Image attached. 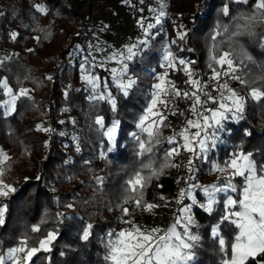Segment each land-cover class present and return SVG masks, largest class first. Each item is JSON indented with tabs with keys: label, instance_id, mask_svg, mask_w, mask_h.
<instances>
[{
	"label": "trees",
	"instance_id": "16d2710c",
	"mask_svg": "<svg viewBox=\"0 0 264 264\" xmlns=\"http://www.w3.org/2000/svg\"><path fill=\"white\" fill-rule=\"evenodd\" d=\"M40 1H43L47 6V10L43 14L37 12L34 6L32 7L33 3ZM208 2H213L214 6L218 7L213 8L211 6L209 10L207 9L202 13L197 10L196 15L200 16H197L196 22L191 25L194 26L192 28L194 31L199 29L200 34L206 31L207 26L209 27L208 31H210L204 39L205 45L201 47L202 55L199 54L196 58L194 68L200 69L204 75H207L213 61L211 54L217 56L223 51L231 52L234 63L241 67V72L239 69L240 77L248 81L247 84L238 82L240 84L239 92L245 101L243 118L235 122L230 121L226 125L225 129L228 131L226 139L218 145L214 153L218 161H225L236 152L252 153L251 159L256 164V173L260 175L263 173L261 166H264V98L255 101L249 93L252 88L264 91V69L261 67L264 65V47H261L259 41L261 34H259V30L262 28L261 26L256 28L255 24L251 29L255 33L254 36L243 35L232 40L229 39L232 32L236 30L232 17H237L241 13L251 14L256 1L248 0L246 5L229 4L230 14L227 16L221 10L228 3V0H209ZM26 3L27 0H12L6 4L4 15L0 14V27L2 30H6L4 39L7 37L8 26L12 24L17 26L18 37L14 40V44L24 45L31 38L23 35L24 30H37L42 37L49 32L48 24L43 25L41 30L34 27V23L29 21V16L32 13L34 18L40 19L41 22H45L46 19L55 15L68 13V15L74 16V10L66 4H60L59 0H31L29 6ZM181 21L183 22V19ZM217 24L221 25V32H223V26H228V32L217 36L213 41L210 35L217 31ZM172 30L174 29L170 25L169 32L171 31L173 35ZM86 36L82 30L75 35L72 34L69 37L67 47L57 55L59 60H65V56L69 54L70 48L75 42H83ZM214 47L215 51H213ZM174 52L178 56L183 55L179 50L175 49ZM25 53L29 54L30 52ZM189 55L190 52H184V56L188 57ZM248 56L252 57L254 63L247 59ZM7 61L0 64V81L4 78L10 86L14 87L15 85H12L14 84L13 74L6 68ZM135 68L134 64L129 65V71H135ZM62 70L63 67L55 70L53 80L45 81L41 86L42 91L40 93H43L41 101L48 102L46 114L50 117L56 108L53 101L54 97L57 96L58 99L62 97L55 79H61L60 81H63L64 84L68 82V78ZM104 77L110 94L116 103L115 112L111 113L109 109L111 105L107 100L95 104L93 110L98 109L99 112L95 117L102 116L106 125H109L112 119L119 122L117 143L114 150L107 152L108 143L103 135L98 134V138L95 136L92 138V145L96 148L95 143L102 141V147L110 162L105 171L109 173L103 177V184L100 185L93 176L97 175L95 169L90 167L88 163L83 161L81 165H74V161L68 162L63 170L59 171L65 173L64 181L75 180L77 184L64 196L56 193L54 187L51 186L50 180L54 176L52 173L56 170L57 164L61 163L60 159L56 160L51 154L56 156L60 153L61 156L67 157V153L54 148L52 142L48 144L47 149L43 148L42 152L40 144L45 143L47 135L37 132L33 127L34 117L31 116L28 106L23 107L26 102L25 98L17 95L14 104L15 110L11 111L10 115L4 114L1 107L4 91L2 84H0V145L10 152L11 162H16V157L20 155L27 158L25 162L28 160L31 163L30 169L21 168L20 163H17L18 167L14 164L15 167L10 169L9 173L11 179H13L12 176H15L12 186L17 191L10 193L8 197L0 198V205L6 207L5 223L0 226V249H3V252L21 240L27 241L29 248L38 247L39 241L45 238L49 231H52L56 233V237L50 245V251H39L29 264H110L111 260L105 259L109 254L105 238L108 235V229L112 227V222L105 214L108 210L107 205L121 207L123 198L127 199L128 206L132 208L137 206L135 202L137 199L141 201L139 207L150 202H162L164 194L172 189L175 180L173 165L168 162L166 151L169 149V145L162 138L161 132L159 134L160 143L154 145L152 152L137 154L138 145L133 134L139 135L146 141L148 139L146 133L134 130L136 120L145 112L146 99L143 100V96L137 91L141 82L129 91V95L125 96L118 87L112 84L108 74L105 73ZM72 94V97H75V93ZM82 101L87 102L83 99ZM91 110L92 108H90V112ZM246 131L250 134L246 135ZM105 144L107 145L105 146ZM45 151L49 160L40 165L38 158ZM72 151L74 150L72 149ZM75 151L76 155L81 156V158L85 156L83 148ZM89 153L88 150L87 155ZM35 159H38L37 164ZM194 159L197 160L196 157ZM196 164L201 165L198 162ZM145 165L149 167H145ZM165 165L168 166L164 167ZM152 171L160 172V175L148 181L142 192L132 193L127 181L133 178L136 172L148 176ZM99 172L97 173L99 174ZM243 178L241 176L234 177L235 183L237 182L239 185L236 187V193L239 191ZM61 181L63 182V180ZM61 196L68 198L63 204H68L70 198L71 203L77 209L75 211V208L60 211L59 204L61 201L59 199ZM234 196L236 195L234 194ZM224 197V195L218 197L211 213L204 211L198 205L193 206L192 211L195 213L196 219L191 230L194 234H198L201 239L193 249L194 259L189 264H223L224 259L230 258L231 243L234 242L235 236L238 234V228L232 223V219L221 221V217L226 215ZM79 210L90 212L91 217L87 218L84 211ZM88 225L92 227L90 228L89 239L85 241L81 239V236ZM34 226L38 228V231H32ZM213 226H217L218 236L225 240L223 252L220 250L217 237L211 235ZM246 264H254V262L249 261Z\"/></svg>",
	"mask_w": 264,
	"mask_h": 264
},
{
	"label": "rangeland",
	"instance_id": "374dc122",
	"mask_svg": "<svg viewBox=\"0 0 264 264\" xmlns=\"http://www.w3.org/2000/svg\"><path fill=\"white\" fill-rule=\"evenodd\" d=\"M11 1L12 0H0V14L4 15V11L6 10V4L10 3ZM59 1L60 4H66V6H68L69 8L71 7L75 12L74 16H70L68 15V13L65 15H55L53 17H50L49 19H46L45 22H41L38 18L35 19L33 13L29 16V21H32L34 23V27L40 30L43 25L48 24L50 30L44 37L40 36L37 30H24L23 35L29 36L31 38L24 45L14 44L15 39L11 38L10 33H18L16 24L8 26V30L6 33L7 37L5 39L4 34L6 30H2L0 27V59L4 57H10V59L7 61L8 65H6V68L7 70L9 69L11 74H13L12 76L14 84L12 85L15 86H10L4 78L2 79V81H0V84H2L4 91V98L1 102V106L3 105L4 107V109L2 108L3 112H5L6 109L11 110L14 107V105L10 103L12 101L13 94H17L19 96L20 89H27L28 94L22 97L26 99V102L23 107L28 106V110L31 112V116H33L35 120V122L33 123V127L37 130V132L47 135V140L45 141V143L40 144L42 152L43 148L47 149L48 144L52 142L54 148H58L61 152L67 153V157L61 156L60 153L56 155L57 157L55 156V154H51L56 158V160H61V163L57 164L56 170L52 173L54 176L50 180L51 186L54 187V191L56 193L62 194L64 196L65 194H67V192L72 189L73 186L77 184L75 180L71 182L64 181L65 173H61L59 171L63 170V167L68 162L74 161V165H81L83 164V161L87 162L90 167H92L96 171L97 175H93L95 176V179L97 177L103 178L109 173L108 171H105L107 170V167L109 166L110 162L106 157V152L104 151V148L102 147L103 143L102 141H100L99 143H95V148L92 145V138L94 136L98 138V134L103 135L107 127H110L112 123L117 122V120L112 119L109 125H106L104 123V128H101L99 125L95 124V119L97 117H95V115L99 111L98 109L94 111L93 107L95 104L101 103L102 100L93 101L89 99V97L94 94V90L93 85L88 82L85 77H91L95 80V95L103 94L105 96H109L111 99H113V97L111 96L110 90L107 87L108 84L104 77L105 73L109 75L112 84L118 88L120 83L126 82L129 76L135 79L136 81L139 79L136 84L141 82V86L137 87V91L143 96V100H145L148 96V93L150 92V79L147 78V76L152 77L154 74V72L150 71V69L148 68V64L155 66L158 64V62L160 63L159 59L152 58L154 56V54L152 53L155 51L160 54L162 53L161 55L166 56L169 51L172 53L175 49L179 50V52L183 54L181 56H178L180 59L192 62L189 64L191 68L189 66L188 67L191 69V75L194 76L195 71L193 69H195L194 65L196 64V58L199 56V54L202 55L203 50L201 49V47L205 45L204 39L210 31H208L209 27L207 26L206 31L200 34V30L195 29L194 31L192 29L194 26L191 25L193 22H196V19L198 18L197 16H200L196 15L197 10L202 13L207 9L209 10V7L211 6H213V8H217L218 6H214L213 2H208L209 0ZM29 4H31V0H27L26 5L29 6ZM33 6L37 12H40V14H43L47 10V6L43 1L33 3L32 7ZM37 6H39V9L37 8ZM161 10H163L166 14H170L174 19H183L182 24L184 28H182L181 30H184L188 33L184 40H178L176 44L172 43L173 40H177V29L174 26H172L174 29L172 30L173 35L171 31L168 32L167 36L165 37L162 35L160 31V29L162 28L161 19L164 18V16L159 18V24L156 23L158 13ZM142 18L143 21L141 23ZM149 24L154 25V28H149ZM182 24L179 22L177 24V28ZM258 26H261L262 28L259 30V34L261 33L259 35V41L261 44V42L264 41V22L256 23V28ZM80 30L86 31H83L88 37L85 43L81 41H76L75 44L70 48L69 54L65 56V60L60 61L57 55L67 47L69 37L72 34H77V32H80ZM145 30H147V35L145 34ZM215 32L216 31H214L212 35H210V38L213 37V34ZM36 37H39V39H35ZM145 39L148 40L147 48H145L142 52L135 56L131 61H125L122 59L121 54L123 53L126 55L127 48L129 46L137 45L140 41H143ZM25 52L30 53L26 54ZM184 52H190L189 56L191 58L189 56H184ZM224 52L225 51H223L222 53ZM213 55L214 54L210 55L211 59ZM219 55H217V57ZM149 57L151 58L150 62ZM125 64H127L126 73L123 72ZM130 64H134V68L136 66L135 71H129ZM235 65L238 69H240L241 72V67L237 64ZM59 67H63L62 71L67 76L68 82L64 84L63 81H60L61 79H55L56 85H58L57 88L60 90L62 97L61 99H58L57 96H55L53 99L54 103L56 104V108L54 110V114L51 115L53 117L52 118L48 114H46L48 102L46 103L41 101V96L43 93L40 92L42 91L41 86L43 82L52 81L54 71L57 70ZM112 69H116V73H113ZM209 69L210 70L208 71L205 69L207 73H209L208 75H213V70L220 72V77H222L224 80L223 84L226 83L228 86L227 89H220L218 91L216 97V99H218L219 101L218 106L214 107L211 110L218 109L219 104L221 102H231L229 99L230 92L228 91V89H230L232 92H235L241 97V94L239 92V87L241 83L238 84L232 82L231 85V83L229 82L230 78L224 75V72L227 71V65L221 67L220 65L212 61V64L210 65ZM5 82L7 84V89L10 90L8 92H6L4 88ZM72 93H75V97H72ZM82 99L85 101L87 100L88 103H84ZM151 101L152 94L148 97L146 101L144 112L147 116H149L148 118H150L151 122L147 123L148 120H146L145 126L154 122L156 125V130L160 134V132L162 133L168 127L169 123L168 125L161 126L162 121L154 117L151 112L147 111ZM5 102H7V105L10 106L7 107L4 104ZM108 103L111 105L110 102ZM42 105H44V107H41ZM32 107L34 108L33 110ZM90 108H92L91 112ZM109 109L111 113L115 112V109H112V105ZM211 110H209L208 113H211ZM154 111L161 115L159 103L156 104ZM142 114L136 120V127L134 129L136 131H141L140 128L137 127V125L140 121V117L142 116ZM198 118L199 117L196 114L192 120L195 121ZM235 121L237 120H234V122ZM45 129H47V131ZM103 137L108 143L107 137H105L104 135ZM106 145L107 144H105V146ZM80 148H83L85 150V156H83L82 158L81 156L76 155L77 153H75V150H78ZM107 148H112V150H114L115 145H111L108 143ZM72 149L75 152L72 151ZM108 149H106L107 152ZM0 150L7 155V161L1 167V172L3 173L2 175H5V178L11 176L9 172L10 169L15 167L14 164H16V166L18 167L17 163H20L21 168L23 167L30 169L29 166L31 163L28 160L27 162H25L27 158H24V156L18 155L16 157V162H11L10 152L1 145ZM88 150L90 153L87 155ZM168 150L166 151V153L168 152ZM102 153L104 154L103 156L101 155ZM239 153L241 152H236L233 154ZM38 159L40 165H42L43 162L49 160L46 151ZM38 159H35L36 164ZM177 161L178 160H176L173 155L168 157V162L173 165V176L175 175V173H177ZM197 161L198 159L195 160L193 158V168L197 166ZM210 164L211 169L213 168L214 170L215 162H213L212 160L210 161ZM98 171H100L99 174L97 173ZM210 172L208 174H205L206 171H202L201 181L204 187L205 183L207 182V186H211L213 183L215 185H220L224 183V179H219V181L216 180L217 182L215 181L210 183L209 181H211L212 179L214 180V178H218L217 175H215L214 178L210 177V175L213 174L212 172ZM215 173L221 174L222 172ZM191 174L192 172L189 171V165L187 164L185 179H187V175L190 176ZM225 176L226 175H224V177ZM14 177L15 176H12L13 179H15ZM77 178H80V176H77ZM13 179L10 180L11 185L13 183ZM61 180H63V182ZM185 182L190 183L191 181L189 182L188 180H185ZM181 184L182 180L176 182L175 188L172 189V193H166L164 195V202L162 201L163 203H147L155 205L150 210H145L144 206L147 204H145L144 206L142 205L141 207H129L127 204V199L125 198L122 199L121 207H114L110 204L107 205L108 210L105 212V214L108 216V219L112 222V227L108 229V235L105 238L106 244L108 245L110 240L113 243H116L118 241L126 242L128 238L126 236L119 237L118 234L123 230L125 232H133L135 235H138V233H136V228H138L141 232L144 233H148L152 229H157L158 231L152 233V235L158 239L159 236L168 234V229L175 224L178 218L182 217L183 220L187 219L188 213L180 212L182 206L193 204V199H195L196 201L195 205H206L208 197L206 194H202L201 186L192 190L191 197L185 195L183 198H181ZM232 185H234L235 187L239 186L237 182L235 184L232 183ZM185 190L187 191V189ZM226 194H228L227 191L216 192L214 194L216 202L218 201V197L220 195ZM230 195L231 194L226 195L223 199V202ZM232 198L236 199V196L232 195ZM59 200L61 201V203L59 204L60 211L70 209L67 207L68 204H72L70 198L68 204H63L64 201L68 200V198L66 197L61 196ZM233 206L234 205H231L227 209L225 207L226 215L231 212V209L233 210ZM124 208L128 209L127 214H125V212L123 211ZM72 209H74L75 211L77 207L74 205V207L70 210ZM192 210L190 214L192 215L195 221V217ZM82 211H84L87 218L91 217L90 212L86 210ZM193 225L190 226L191 232V227ZM183 228V223L176 225L177 232H183ZM217 234H219L218 228ZM211 235L213 237H216L212 233ZM20 242L16 243L11 247L20 246ZM11 247H8L3 253L6 255L7 250ZM20 264H23L22 260ZM110 264H112V261L110 262Z\"/></svg>",
	"mask_w": 264,
	"mask_h": 264
},
{
	"label": "snow or ice",
	"instance_id": "6c2138e0",
	"mask_svg": "<svg viewBox=\"0 0 264 264\" xmlns=\"http://www.w3.org/2000/svg\"><path fill=\"white\" fill-rule=\"evenodd\" d=\"M247 4L248 0H228L221 10L224 15H229V4ZM39 9V6H37ZM166 13L161 10L158 13L156 23H160V17L165 16ZM235 22L236 30L232 32L230 40L235 39L236 37L243 35L254 36L255 33L251 31L252 27L256 23L264 22V0H256V3L253 5V11L251 14L241 13L237 17L233 18ZM143 18L141 19V23ZM149 28H154V25L149 24ZM217 31L213 34V41H215L217 36L224 35L228 32V26H223V32L220 31L221 25L217 24ZM183 26H179L177 29V40H173L172 43L176 44L178 40H184L188 35L187 32L182 31ZM147 35V30H145ZM12 39L18 37V33H10ZM35 39H39L36 37ZM148 46V40L145 39L140 41L137 45H132L127 48V54H121L122 59L125 61H131L135 56L142 52ZM261 47H264V41L261 42ZM215 51V47L213 49ZM233 53L224 52L218 57L213 55V61L223 67L227 65V71L224 72V75L230 76L234 80H239L241 84H247L248 81L238 75H236L237 66L234 64L232 58ZM10 57H4L0 59V64L4 61L9 60ZM249 61L252 60L251 56H248ZM164 60L167 62L169 68H175V57L169 51L168 54L164 57ZM87 62V61H85ZM192 63L191 61H186L184 59L179 60V64L183 65V70L188 76L186 83L194 86L195 90L191 93L185 91L181 92L180 89L176 88L174 83L166 80L167 72L163 76L158 77L160 81L156 83L153 88L155 91L152 94V101L148 106L147 111L151 112L154 117L163 121L164 117L154 111L157 103L164 104L167 106L168 101L162 99V96H174L184 98H192L193 104L191 110L193 112L197 111V106L203 109L204 103L206 101L201 100V96L198 94L201 91L200 82L192 78L191 69L188 65ZM83 67V65H82ZM264 69V65L261 66ZM113 73H116V69H112ZM123 72H127V64L124 65ZM123 74V73H122ZM221 73L213 70L212 79L219 80ZM50 78V77H49ZM88 82L93 85L94 94L89 97L90 100H107L111 103L113 110L116 107L114 99H111L109 96L95 95V80L91 77H85ZM137 81L132 77H128L126 82H121L119 85L120 91L125 95H129V91L136 85ZM163 84L168 85V87H162ZM4 88L6 92L10 91L7 89L6 82L4 83ZM227 84L219 85L217 91L220 89H227ZM230 92V103L221 102L218 109L211 110V115L205 113L208 112L207 109H203L202 112L197 113V120H187L185 128L180 132L184 143L182 145L177 144L175 136L169 137L167 143L173 145L169 151L166 153L167 157L172 156L173 154H178L179 150L182 148L184 151L193 154V158L199 157L204 159L210 150L211 147H214L217 140L219 139V133L225 131L223 121L239 120L243 118V113L245 110V101L242 97L237 95L235 92ZM28 94L27 89H20L19 96L23 97ZM207 95V94H206ZM250 97L259 101L264 98V91H260L257 88H252ZM17 99L16 95H13L11 104L14 105ZM208 100H215V97L207 95ZM14 107L11 110L6 109L4 114L10 115L11 111H14ZM175 114V113H174ZM148 119L147 115L141 116L140 121L137 127L143 133L147 134V141L141 138L139 135L133 134L134 138L138 145V155H141L145 152H152L154 145L160 143L159 133L156 130L155 123H150L145 126V121ZM95 124L99 125L101 128H104V118L102 116H97L95 119ZM119 122H113L110 127H107L103 135L107 137V141L111 145L117 143V130ZM189 129H195V131L189 132ZM209 129H215L213 132H209ZM47 131V129H45ZM188 133L185 135V133ZM246 135L250 134L247 131ZM109 152L112 151V148L108 149ZM104 155L103 153L101 154ZM252 153L244 154H233V157L225 162V168L220 169L224 171L225 169L230 170V177L243 176L245 177L246 184L241 193L240 199H233L232 196H228L224 201L226 209L231 205L239 204L240 210L235 212H229L227 215L221 217V221H228L232 219V223L236 224L238 228V234L235 236V242L231 243V255L230 258L224 259L223 264H246V262L252 261L254 264H264V175L257 177L256 173V164L251 159ZM193 158H190L188 161L189 171L194 172L192 167ZM87 163V162H86ZM165 165L164 167H167ZM145 167H149L145 165ZM261 171L264 172V166H261ZM160 172L152 171L150 175L143 176L140 172H136L133 178H130L127 181V185L130 188L132 193L142 192L143 188L146 186L148 181L152 178L159 176ZM27 179V178H26ZM39 179V177H37ZM96 182L100 185L103 184V178L97 177ZM199 187L194 183H190L187 191L185 189L180 190V196L183 198L185 195L191 197L192 190ZM228 188H231L233 192L237 189L232 185L231 180L229 179L228 183L224 187L217 188L216 186H206L202 190L207 195V203L201 204L200 207L211 213L213 211V206L216 203L215 193L226 191ZM13 186L4 184L3 181H0V197H8L10 193L16 192ZM137 206H140L141 201L137 199ZM196 201L193 199V204L182 206L180 209L181 213H188L187 219L183 220L182 217L178 218L175 224L168 229V234L159 236L157 239L152 235V233L157 232V229H152L148 233L141 232L136 228L135 235L133 232L121 231L119 237H127L126 242H116L113 243L111 240L107 245L109 249V254L105 257L106 260H111L112 264H189L190 261L194 259L193 249L197 246L200 241V236L198 234H193L190 231V226L195 223L191 213L193 206ZM155 205L147 204L145 205V210H150ZM68 208H73V204H68ZM123 211L127 214L128 209L124 208ZM5 212L6 207L0 206V226L5 223ZM63 215V214H59ZM183 223L184 228L183 232L176 231V225ZM92 226L88 225L81 236L82 240L87 241L90 236V228ZM33 232L38 231L37 227H33ZM212 234L217 237L220 250L223 252L225 247V240L218 236L217 226L212 227ZM111 235V234H110ZM56 233L49 231L47 236L39 241V247H27V241H21L20 246L11 247L7 250V254L3 253V249H0V264H20L21 260L23 264H29L32 258L39 251L43 250L45 252L50 251V245L55 239ZM63 255V253H61Z\"/></svg>",
	"mask_w": 264,
	"mask_h": 264
},
{
	"label": "built area",
	"instance_id": "2783aa9c",
	"mask_svg": "<svg viewBox=\"0 0 264 264\" xmlns=\"http://www.w3.org/2000/svg\"><path fill=\"white\" fill-rule=\"evenodd\" d=\"M179 19L180 20L174 19L170 14H166L164 18L161 19L162 28L160 29V31L164 37L167 36L170 25L174 26L176 29L179 28V27L177 28V24L179 22L181 23V18ZM172 55L175 57L174 60L175 68L174 69L170 68L173 74L172 83H174L175 87L180 89L181 92H185V91L189 93L193 92L195 90L194 86L186 83V81L188 80V76L185 74L183 70L184 66L179 64L180 58L177 55H175L174 52H172ZM235 74L240 76L239 69H237ZM211 77L212 75H204L200 69H197L196 76L192 77L193 79H196L200 82L201 91L198 94L201 96V100L206 101V103H204L203 105V109H207L208 111L217 106V100H216L218 93L217 88L219 85H222L224 81L222 77H220L219 80H213ZM228 78H230L229 82L231 83V85L232 82L234 83L240 82L239 80L232 79L230 76H228ZM206 94L215 97V100H208ZM162 99L167 100L168 104L167 106L161 104V114L163 116L171 117V120L168 127L161 133V136L163 139H165L166 142L169 137L175 136L177 144L182 145L184 141L179 134L185 128L186 121L195 117L199 106H197V111L193 112L191 110V106L193 104L192 98L186 99L183 96L180 97L162 96ZM172 146L173 145H169V149ZM173 156L176 158V160H178L177 161L178 169H177V173H175L174 176L175 180L176 181L190 180L194 184L201 185L202 184L201 178L203 171L201 165H197L194 168V172H192L190 176L187 175V179H185L186 166L188 164L189 159L192 158V153L184 151L181 148L178 154H173ZM202 161L205 164V166L209 164V153H207L206 157Z\"/></svg>",
	"mask_w": 264,
	"mask_h": 264
},
{
	"label": "crops",
	"instance_id": "0c3cea01",
	"mask_svg": "<svg viewBox=\"0 0 264 264\" xmlns=\"http://www.w3.org/2000/svg\"><path fill=\"white\" fill-rule=\"evenodd\" d=\"M74 14H75V12H74ZM181 24H182V21H181ZM182 26H183V24H182ZM184 28V27H183ZM83 31H85V30H83ZM82 31V32H83ZM86 32V31H85ZM85 32H83V33H85ZM88 37L86 36L85 38H84V40H83V42L85 43V41H86V39H87ZM166 41H168V40H166ZM166 50H168V49H166ZM152 54H154V56L152 57V58H157V59H159L160 60V63L158 62V64L157 65H155V66H152V65H150V64H148V68L150 69V71H153L154 72V74H153V76L152 77H148L147 76V78H149L150 79V83H149V85H150V92L148 93V96L146 97V101H147V99H148V97L151 95V94H153V92L155 91V89L153 88V86L156 84V83H159L160 81L157 79L158 77H160V76H163L164 75V73L165 72H167V76H166V80L167 81H169V82H172L173 81V74H172V71H171V69L168 67V65H167V62L164 60V57H165V55H161L160 53H157V52H153ZM176 55V54H175ZM158 56V57H157ZM178 56V55H177ZM150 60H151V58L149 57V62H150ZM190 68H191V66L190 65H188ZM194 71H195V75L194 76H192V77H195L196 76V69H193ZM209 73H207V75H208ZM146 78V79H147ZM145 79V80H146ZM139 80V79H138ZM138 80H137V82H138ZM144 80V81H145ZM162 87H168V85H166V84H163L162 85ZM13 94V93H12ZM6 95V94H5ZM14 95V94H13ZM17 95V94H16ZM242 97V96H241ZM217 100V106H218V103H219V101H218V99H216ZM4 101H5V99H4ZM146 101H145V106H146ZM7 107H9L10 105H7V102H5L4 103ZM216 106V107H217ZM3 109H4V107H3V105L1 106ZM159 107H160V109H161V103H159ZM213 109V108H212ZM203 111V109H201L200 107H198V111H197V113H200V112H202ZM205 114H207V115H211V113L209 112H207V113H205ZM146 114L145 113H143L142 114V116H145ZM162 115V114H161ZM147 117H149V116H147ZM164 117V120L161 122V126H163V125H168V123H170V120H171V117H169V116H163ZM150 118H148L147 120H149ZM193 119V118H192ZM191 119V120H192ZM230 121H234V120H231V119H228V120H225V121H223V125H224V127L226 128V125L230 122ZM149 122H151V121H148L147 123H149ZM190 131H195V129H189V132ZM209 132H213V131H215V129H209L208 130ZM227 133H228V131H222V132H220L219 133V139L217 140V142H216V144L214 145V147H211L210 148V150L208 151V153H209V164L207 165V166H205V164L203 163V159H201V158H199V157H196L197 159H198V161L197 162H199L198 164H201V166H202V168H203V170H205L206 171V173L205 174H208L209 172H210V170H211V172L213 173V174H211L210 175V177H212V178H214L215 177V175H217L218 176V178L217 179H215L214 178V180L212 179L211 181H209L210 183L211 182H215L216 180L217 181H219V179L220 180H222V179H224L223 181H224V183L223 184H220V185H218V184H212L211 186H216L217 188H220V187H224V185L225 184H227L228 183V181H229V179L231 180V182L233 183V184H235V181H234V177H230V170H227V169H225L224 171H220V169H223V168H225V162L226 161H229L232 157H233V155H230L225 161H218L217 160V158H216V156H215V151L217 150V148H218V145H220V144H222L224 141H225V137H226V135H227ZM186 134H188L187 132L185 133V135ZM169 151V150H168ZM192 156H193V154H192ZM213 160V162H215V164H214V167H215V169L213 170V168L211 169V164H210V161H212ZM7 161V155L4 153V152H2L1 150H0V181H3V183L4 184H8V185H11V178L10 177H7V178H5L4 176L5 175H2L3 173L1 172V167L3 166V164L5 163ZM210 172V173H211ZM215 172H222L221 174H218V173H215ZM224 175H226L225 177H224ZM255 175L257 176V177H259L260 175H264V172L262 173V174H260V175H258L257 173H255ZM175 176V175H174ZM235 177H237V176H235ZM240 177V176H239ZM242 178H243V176H241ZM225 180H227V181H225ZM189 182H190V180H188ZM216 181V182H217ZM176 180H174V185H173V187H172V189H174L175 188V184H176ZM190 183H192V182H190ZM190 183H186L184 180H182V186L180 187L181 189H188V187H189V185H190ZM207 184H208V182L207 183H205V187L207 186ZM245 184H246V181H245V177L243 178V181H242V184H241V186H240V188H239V191L236 193V191L235 192H233L232 190H231V188H228L226 191H227V193L228 194H231L230 196H234V194L236 195V199L238 200V199H240L241 198V193H242V191H243V188H244V186H245ZM12 186V185H11ZM199 186H201L202 187V189L204 188V185H203V183H202V185H199ZM209 186V185H208ZM172 189L171 190H169L167 193H172ZM201 191V190H200ZM234 193V194H233ZM166 194V193H165ZM164 194V195H165ZM202 194H205L204 193V191L202 190ZM201 194V195H202ZM223 194H225V193H223ZM228 194H226V195H228ZM226 195H224V196H226ZM0 198H2V197H0ZM164 200V199H163ZM164 202V201H163ZM162 202V203H163ZM240 210V206H239V204H236V205H234L233 206V210L231 209V212H235V211H239ZM194 214V217H195V213H193ZM195 219H196V217H195ZM232 219H235V217H232ZM236 225V224H235ZM239 231V230H238ZM234 242H235V240H234ZM38 247H39V245H38Z\"/></svg>",
	"mask_w": 264,
	"mask_h": 264
}]
</instances>
